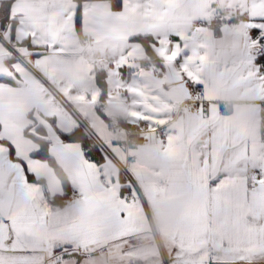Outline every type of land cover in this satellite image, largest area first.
<instances>
[{
  "label": "snow or ice",
  "instance_id": "obj_1",
  "mask_svg": "<svg viewBox=\"0 0 264 264\" xmlns=\"http://www.w3.org/2000/svg\"><path fill=\"white\" fill-rule=\"evenodd\" d=\"M0 264H264V0H0Z\"/></svg>",
  "mask_w": 264,
  "mask_h": 264
}]
</instances>
